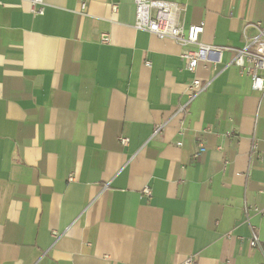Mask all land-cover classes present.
<instances>
[{
	"label": "crops",
	"instance_id": "crops-1",
	"mask_svg": "<svg viewBox=\"0 0 264 264\" xmlns=\"http://www.w3.org/2000/svg\"><path fill=\"white\" fill-rule=\"evenodd\" d=\"M153 1L214 49L264 25V0ZM44 4L0 0V264H260L264 217L243 207L264 209V95L232 52L189 73L183 47L134 30L133 0Z\"/></svg>",
	"mask_w": 264,
	"mask_h": 264
},
{
	"label": "built area",
	"instance_id": "built-area-1",
	"mask_svg": "<svg viewBox=\"0 0 264 264\" xmlns=\"http://www.w3.org/2000/svg\"><path fill=\"white\" fill-rule=\"evenodd\" d=\"M135 18L133 28L136 31L147 32L159 39H169L183 47L180 58L185 62V70L189 73H194L199 64L203 62L204 55L212 52H220L221 50H229L232 52L230 64L238 70L240 75L249 77L251 89L264 95V25L260 22L249 25L255 30L252 36L243 35V45L240 48H218L204 46L199 43V37L204 31V23L196 25H184L180 20V15L183 8L176 2H161L153 0H133ZM31 12L34 15H43L44 0H30ZM83 6V5H82ZM115 9V7H114ZM109 38L107 35L101 36V42L107 43ZM195 47L196 49H191ZM146 65H149L147 62ZM208 84H202L200 80L193 79L186 89V101L177 108L173 114L178 117L185 112L186 107L190 102L201 92H203ZM164 124L155 127L153 137L160 134ZM119 144L127 146L129 140L127 138H118ZM181 143H177L180 146ZM204 147L199 148L194 152L193 158H198L204 152ZM71 179V178H70ZM143 194L147 197L150 192L147 189L143 190ZM264 194V191H263ZM250 211L264 217V209L250 208L247 205L243 207V215L245 222L249 221ZM57 238V234H53ZM248 245L252 249H258L260 252L261 246L259 238L254 228L251 227V237L248 240ZM182 264H196L195 256L191 255L185 258ZM260 264H264L263 260Z\"/></svg>",
	"mask_w": 264,
	"mask_h": 264
}]
</instances>
